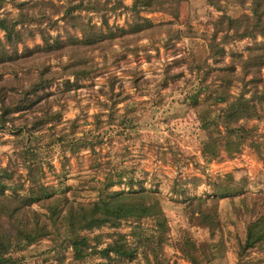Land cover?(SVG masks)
<instances>
[{
	"label": "rangeland",
	"instance_id": "1",
	"mask_svg": "<svg viewBox=\"0 0 264 264\" xmlns=\"http://www.w3.org/2000/svg\"><path fill=\"white\" fill-rule=\"evenodd\" d=\"M51 1L56 3L59 11L46 6L44 12L56 18L58 25L48 27L45 20L40 26L46 27L52 36L58 33L65 38L66 30L80 35L78 28L65 24L60 17L62 9L76 0ZM225 4L227 12L242 10V6L232 2ZM32 10L39 18L43 17L37 8ZM5 11L16 12L17 7L7 0L0 7V12ZM73 12L84 20L90 18L91 22L100 24V15L94 11ZM219 13L205 0H157L155 9L141 11L151 18L153 27L116 37L110 45L88 50L86 63L92 64L93 72L80 79L76 89L63 92L59 84L49 88L50 95L44 103L48 102V111L59 110L60 117L55 121L49 119L38 129L44 149L41 151L43 173L40 177L43 183L52 186L56 193L64 192L66 203H89L96 199L108 181L115 180L116 170L125 169L123 181L112 184L109 189H128V180L132 177V188L142 185L150 191L149 200L161 205L169 224L162 253L177 264H234L247 222L264 212L262 160L248 146L233 157L222 153L210 162L203 159L200 153L203 130L199 127L197 110L183 102L190 87L188 78L195 73L188 71L186 63L174 66L173 62L178 56L187 59L206 56L205 44L213 31L212 20ZM132 16L126 7L106 11L111 26H126ZM255 39L264 40V37L257 35ZM252 40L251 37L231 40L225 47L244 52ZM37 42H42L38 32L25 38L29 46ZM21 46L18 44L19 49ZM68 56L67 51L60 54L63 61ZM51 59L56 62L54 57ZM224 59L228 60V55ZM179 70L182 75L165 80L166 73ZM34 73L19 71L18 78L26 83ZM261 74L264 78V67ZM68 76L72 78V75ZM4 77L12 78L8 72ZM238 90L239 81L234 80L231 91ZM121 96L122 99H116ZM42 109L13 112L12 117L0 121V166L13 171L15 177L24 174L25 169L19 154L22 140L11 131V122L30 123L44 112ZM71 119H75V124ZM254 122L256 119L247 120L248 125ZM72 128V134L98 142L93 148L80 147L74 152L63 150L57 142L45 143L49 134L61 130L69 133ZM258 132L257 137L264 140V117L258 120ZM227 171L233 173L232 184L243 189L240 193L213 199V184H222ZM184 177L187 178L184 185L176 183ZM24 183L27 185L28 181L24 180ZM180 188L185 194L179 191ZM45 208L42 203H33L26 211L29 216L31 210L43 216ZM132 224L130 219H123L118 226L103 225L81 233L89 237L91 244L103 245L116 231L127 233L131 239L128 232ZM142 224L151 226L153 220L143 218ZM95 235H99V241ZM187 236L195 244V261L189 260L177 247L178 241ZM50 242L49 238L43 237L14 254H25L26 264L56 262L55 257L42 251ZM61 252L62 264H95L98 260L94 255L85 263L75 261L71 247ZM242 263L264 264V251L252 248L244 255ZM122 264L149 263L138 251L133 260Z\"/></svg>",
	"mask_w": 264,
	"mask_h": 264
},
{
	"label": "trees",
	"instance_id": "2",
	"mask_svg": "<svg viewBox=\"0 0 264 264\" xmlns=\"http://www.w3.org/2000/svg\"><path fill=\"white\" fill-rule=\"evenodd\" d=\"M5 1L0 0V7ZM9 1L16 5L17 11L0 12V121L12 117L13 112L38 108L45 110L30 123L14 124L10 121L11 131L22 140L19 154L25 171L15 177L13 171L0 166V264H26L25 254L14 252L29 247L43 237L51 240L42 250L43 253L57 260L46 264H62L61 251L67 247H71L74 260L80 263L96 255L98 260L95 264H122L133 260L140 251L149 264H177L175 260L166 259L162 253L169 224L161 205L149 200L148 195H152L150 191L142 185L132 188V177L128 180V189H109L112 184L123 181L125 169L116 170L115 180L108 181L96 199L89 203H66L64 192L56 193L52 186L43 183L40 178L43 173L41 151L44 149L38 129L49 119L55 121L60 117L59 110L48 111L46 105L49 104L44 103L50 95L49 88L59 84L63 92L76 89L80 86V79L93 72L92 64L86 63L88 50L110 45L116 37L153 27L154 22L141 11L155 9L157 0H130L129 3L123 0L70 2L62 9L60 17L65 24L78 28L80 35L66 30L65 38L58 33L52 36L46 27L40 26L46 20L48 27H57V19L44 12L46 6L59 11L53 1ZM205 1L220 11L217 18L212 20L213 31L205 44L206 56L192 59L178 56L173 60L174 66L186 63L188 71L195 73L188 78L190 87L183 102L197 110L199 127L203 130L201 156L210 162L222 153L233 157L248 146L264 164V140L257 137L258 120L264 117V78L261 74V68L264 67V40L255 39L257 35L264 37V0H248V3L247 0H224L225 3L242 6L238 13L227 12L226 4L220 0ZM119 7L129 9L132 19L126 26H111L106 11ZM32 8H37L43 17L39 18ZM81 9L98 13L100 24L91 22L90 18L84 20L80 14L73 12ZM37 32L42 42L27 45L25 38ZM245 37L253 40L244 52L226 49L225 44L229 41ZM20 43L22 46L19 49ZM63 51L69 53L65 61L60 58ZM226 55L228 60L224 59ZM51 57H54L55 63ZM19 71H35L34 77L25 83L19 80ZM6 72L12 78L4 77ZM68 75H72V78ZM179 75H182L181 70L168 72L165 80ZM234 80L239 81L237 92L231 91ZM116 99H122V96ZM249 119H256V122L248 125ZM74 122L75 119H71V123ZM72 131L73 128L69 131L70 135L63 130L57 134L51 133L45 143L57 142L63 150L74 152L80 147L93 148L98 142L76 136ZM224 177L222 184H213V199L215 196L223 197L242 191L243 188L232 184V172H225ZM186 179L180 178L176 183L184 185ZM24 180L28 181L27 185ZM179 191L185 194L183 188ZM33 203L45 205L43 216L35 210H31V216L27 214V208ZM146 217L153 220V225L142 224V219ZM123 219L133 222L128 232L131 239L127 233L116 231L111 240L103 245H95L90 243L86 234L81 233L103 225L118 226ZM95 238L99 241V235H95ZM194 245L187 236L178 241L177 247L189 260L195 261ZM252 248L264 251V212L247 222L234 264H243L244 255Z\"/></svg>",
	"mask_w": 264,
	"mask_h": 264
}]
</instances>
